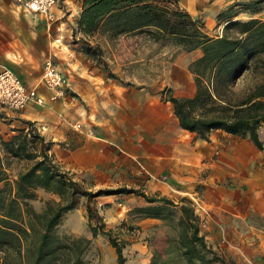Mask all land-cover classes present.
I'll return each instance as SVG.
<instances>
[{"label": "trees", "instance_id": "obj_1", "mask_svg": "<svg viewBox=\"0 0 264 264\" xmlns=\"http://www.w3.org/2000/svg\"><path fill=\"white\" fill-rule=\"evenodd\" d=\"M176 1L84 0L79 28L91 34L104 23L116 35L141 33L154 42L179 45L186 52L198 49L200 56L188 66L194 95L167 99L179 127L205 140L210 132L223 130L248 138L257 149H264L258 134L264 126V78L242 95L232 87L264 56V20H231L221 36L212 37L204 32L203 23L192 19ZM260 2H248L241 8L257 11ZM232 10L230 7L227 12ZM25 123L26 130L17 129L9 139H0V264H89L83 254L90 240L60 235L55 230L63 214L75 207L78 194L93 198L138 193L148 203L135 209L140 217L163 219L174 212L176 204L165 196L156 198L126 187L94 194L82 189L55 164L49 154L52 144L45 142L30 122ZM1 156L31 164L10 179ZM38 189L56 194L59 200L47 201L41 212L35 211L28 201L35 198ZM180 203L175 234L167 237L164 250L152 252L148 264H230L205 240L192 203L184 198ZM101 233L109 236L117 264H126L122 246L109 231ZM91 234L95 237L97 228L91 227Z\"/></svg>", "mask_w": 264, "mask_h": 264}, {"label": "crops", "instance_id": "obj_2", "mask_svg": "<svg viewBox=\"0 0 264 264\" xmlns=\"http://www.w3.org/2000/svg\"><path fill=\"white\" fill-rule=\"evenodd\" d=\"M255 1H261L257 11L241 8V5ZM83 4L84 0H57L53 8L54 20L47 22L43 18L36 19L27 14L17 5L16 0H0V71L11 70L27 87H34L44 99L42 104H28L19 110H8L0 104V121L4 122L1 124L0 134L5 140L15 134L17 129L26 130L28 126L25 122H30L45 142H52L51 151L59 163L75 172L105 176L110 180L111 175L114 177L119 173L129 176L131 159L135 158L130 141L122 139L119 152L113 148V141L108 139V144L98 141L103 139L96 133L90 134L94 139H88L83 135V128H75L78 133L74 132L71 129L73 124L69 122L71 106H66L70 104L69 100L74 92L70 83L69 96L57 100H52L50 91L39 83L41 74L38 73L42 72L45 59L52 57L55 61L57 57L64 56L70 37L77 32L81 33L79 19ZM176 4L192 19L200 20L204 32L212 37L221 36L225 24L231 20H264V0H177ZM230 7L233 10L228 13ZM213 31L218 34L211 35ZM125 36L121 35L115 50L109 55L111 63L124 64L138 60L141 45ZM188 54L193 61L201 52L196 49ZM125 79L120 74V80L109 83L112 85L108 90L111 95L122 96L117 104L119 106H128L129 95L132 93L141 95L142 100L146 95L143 87L134 88L132 91H135L130 93L129 86L122 83ZM190 90V93L181 95L192 97L195 93L192 84ZM132 100L131 104L139 105V99ZM125 116L129 119L128 114ZM131 118L139 123V115ZM161 123L159 120V126ZM180 129L185 132L184 140L189 147L187 151L175 153L170 145L167 152L160 150L152 157L141 158L146 172L152 169L148 160L154 159L156 173L166 176V182L152 184V181H146L135 188L141 187L140 191L145 194L169 196L168 187L174 189L181 185L185 189H192L199 185L202 206L209 212L207 225L201 232L207 243L212 247L216 244L220 248L224 246L228 251L226 259L235 264H264V157L261 151L248 138L234 136L223 130L210 132L205 140L198 138L194 132ZM164 133L171 141L170 144L177 140V126L174 131ZM162 136L164 135L159 134L156 137H159L160 144L166 142ZM76 137H79V142H75ZM124 196L125 194L118 193L104 197L117 200ZM112 219L120 218L112 216ZM135 219L136 224L144 231L149 223L159 221L139 215ZM164 246L157 245L156 248ZM123 250L126 264H148V253L138 242L126 243ZM110 252L113 254L109 264H117L112 246Z\"/></svg>", "mask_w": 264, "mask_h": 264}, {"label": "rangeland", "instance_id": "obj_3", "mask_svg": "<svg viewBox=\"0 0 264 264\" xmlns=\"http://www.w3.org/2000/svg\"><path fill=\"white\" fill-rule=\"evenodd\" d=\"M107 28L108 25L103 23L91 34L83 32L74 34L69 39V46L64 49V56L57 57L55 63L74 89L69 100L70 104L66 105L71 106L69 109V122L73 124V127L70 125L71 129L78 133L75 131L74 125L79 122L83 128L84 136L88 139H94L90 134L96 133L103 139L98 141L105 144H108V139L110 142L113 141V148L119 152H121L122 141L125 139L130 141L129 145L133 148L135 158L131 159L129 176L119 173L114 177L111 175L112 179L107 180L105 176L96 177L91 173L75 172L71 168H66L63 163H59L51 149L49 154L67 177L75 180L82 189L88 190L92 194L98 190L119 187L133 188L142 192L140 191L141 187L135 188V186H141L146 181H152V184H160L167 180L162 173H156L154 159L148 160L152 169L148 172L144 171L142 156L152 157L160 150L167 152L170 145L175 153L180 154L189 148L184 140L185 132L180 129L173 113L172 103L167 99L170 96L185 97L181 94L190 93L191 84L195 88L193 75L188 69L192 57L179 45L154 42L145 34L131 33L125 34V37L135 40L141 45L140 59L132 62L127 61L124 64L111 63L108 57L112 50H115V45L121 35H116ZM215 34H218L217 31L211 32V35ZM39 74L42 72L40 71ZM120 74L126 78L122 83L127 87L129 86L130 93L135 91H132L134 88H145L146 95L143 100L141 95L132 93L133 95H129L130 103L128 106L117 105L122 96L111 95L108 90L112 86L109 85L112 80L115 83L120 80ZM262 78H264V56L258 59L253 69L245 71L242 76L236 79L232 86L233 91L237 95H242L258 84ZM39 83L42 84L41 78ZM132 99H139V105L131 104ZM126 114L129 115L130 121L126 118ZM137 115H139V123L131 118ZM159 120L162 122L161 126H159ZM3 123L0 121V127ZM176 126L178 130L177 140L170 144L171 141L165 137L164 132L174 131ZM35 132L38 134L36 130ZM159 134L164 135L162 139L165 138L166 142L159 143V137L156 138ZM258 134L260 139L264 141V126L259 129ZM0 139H3L1 134ZM75 142H79V137L75 138ZM260 151L264 157V149ZM1 157L7 167L10 179H14L18 171L31 164V161ZM110 181L113 182L109 183ZM169 183L167 182V185H170ZM107 185L114 187L108 188ZM96 186L100 187L97 188ZM2 187L3 183H0V188ZM198 187L199 185L193 186L192 189H185L181 185L175 186L174 189L168 187L169 196L165 197L176 204V207H173L174 212L171 216L149 223L145 231L136 224L135 217H138V214L135 213V209L148 203L138 193L125 194L123 199L117 200L104 197V194L94 198H87L78 194L75 207L63 214L55 230L60 235L89 238L91 244L83 254V259L89 264L110 263L113 253L110 252L109 236L102 234V230L109 231L110 236L122 246V250H125L126 243L138 242L140 247H143L148 253L150 261L152 252L164 250L167 237L175 234V222L179 216L181 205L180 199L184 198L188 204H191L193 199L197 198V201L202 205ZM35 194V198L29 200L28 204L37 212L44 209L47 201L59 200L56 194L42 189L36 190ZM146 195L156 198L162 197L157 193H147ZM112 208L114 209L112 210ZM112 216H118L120 219H112ZM91 227L97 228L96 237H92ZM157 245L165 246L158 249L156 248ZM213 248L230 264H235L226 259L228 258V251L224 249V246L220 248L216 244Z\"/></svg>", "mask_w": 264, "mask_h": 264}, {"label": "built area", "instance_id": "obj_4", "mask_svg": "<svg viewBox=\"0 0 264 264\" xmlns=\"http://www.w3.org/2000/svg\"><path fill=\"white\" fill-rule=\"evenodd\" d=\"M17 5L33 18H43L47 22L54 20L53 8L57 0H16ZM41 83L50 91L51 99L57 100L69 96L68 78L58 68L52 57H47L43 63ZM43 97L34 87H27L24 82L11 70L0 71V104L11 110H19L28 104H42ZM77 130L82 128L76 123ZM195 215L199 218L201 229L207 225L209 212L194 198L192 201Z\"/></svg>", "mask_w": 264, "mask_h": 264}]
</instances>
